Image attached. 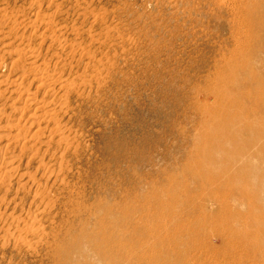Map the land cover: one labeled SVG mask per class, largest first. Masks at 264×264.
<instances>
[{
    "label": "rangeland",
    "instance_id": "obj_1",
    "mask_svg": "<svg viewBox=\"0 0 264 264\" xmlns=\"http://www.w3.org/2000/svg\"><path fill=\"white\" fill-rule=\"evenodd\" d=\"M0 264H264V0H0Z\"/></svg>",
    "mask_w": 264,
    "mask_h": 264
},
{
    "label": "bare ground",
    "instance_id": "obj_2",
    "mask_svg": "<svg viewBox=\"0 0 264 264\" xmlns=\"http://www.w3.org/2000/svg\"><path fill=\"white\" fill-rule=\"evenodd\" d=\"M41 17V16H40ZM41 21V20H40ZM36 22H37V20H36ZM19 24V23H18ZM46 24H48V23H46ZM48 26V25H47ZM52 26H54V25H52ZM49 28V27H48ZM47 30V29H46ZM56 33V32H55ZM55 36V35H54ZM47 37V36H46ZM53 37V36H52ZM21 38V37H20ZM54 42V41H53ZM71 46V45H70ZM17 51V50H16ZM22 51V50H21ZM24 51V50H23ZM33 53V52H32ZM37 53V52H36ZM13 54V53H12ZM29 54V53H28ZM26 56V55H25ZM30 57H33V55L32 56H30ZM39 57V56H38ZM18 60V59H17ZM34 61V60H33ZM34 63V62H33ZM30 64H32V63H30ZM19 68V67H18ZM37 68V67H36ZM20 70H21V68H20ZM19 70V71H20ZM36 69H33V67H32V70H31V72H30V74L32 73H36L37 71H35ZM30 71V70H29ZM35 71V72H34ZM102 71V70H101ZM25 72V71H24ZM42 74V73H41ZM35 76H36V74H35ZM22 77V76H21ZM39 77V76H38ZM20 78V77H19ZM100 78V77H99ZM98 78V79H99ZM36 79V78H35ZM34 80V79H33ZM80 80V79H79ZM38 81V80H37ZM40 81V80H39ZM81 81V80H80ZM97 81V80H96ZM8 82V81H7ZM16 82V81H15ZM77 82H79V81H77ZM4 83V82H3ZM10 84H12V82L10 83ZM76 84V83H75ZM75 84H74V82H73V84L70 86V88L72 89V90H74V88H75ZM41 85V84H40ZM42 85H44L45 86V84H42ZM41 87V86H40ZM38 88V90L40 89L39 87H37ZM49 89V88H48ZM50 93V92H49ZM2 95V94H1ZM33 97V96H32ZM32 99V98H31ZM30 98H29V101L31 100ZM35 99V98H34ZM26 100V99H25ZM65 100L67 101H69V98H68V96H67V94H65ZM34 101V100H33ZM26 102L28 103V100H26ZM35 103V102H34ZM30 104L32 105L33 103H32V101H30ZM39 106V105H38ZM37 106V107H38ZM45 106V105H44ZM62 106H64V103H63V105ZM40 108H42V107H40ZM40 108H38V109H40ZM22 110V109H21ZM54 111V110H53ZM52 113H54V112H52ZM51 113V114H52ZM53 115V114H52ZM50 116V115H49ZM45 117V116H44ZM47 117H48V115H47ZM51 118H52V121H53V116H50ZM49 118V117H48ZM56 119V118H55ZM54 119V120H55ZM49 121H51V120H49ZM57 124V123H56ZM19 125V124H18ZM17 126V125H16ZM35 126V125H34ZM36 127H37V129H38V126H37V124H36ZM11 128H13V127H11ZM56 128V127H55ZM60 128V127H59ZM23 129V128H22ZM16 130H17V128H16ZM38 130H40V129H38ZM42 130H40V132H41ZM51 131H53L52 129H51ZM20 132H22V131H20ZM39 133V131H37L36 132V134H34V135H36L37 136V134ZM23 135V134H22ZM33 135V136H34ZM54 135H55V133H54ZM15 136H17V135H15ZM2 138V137H1ZM15 138H17V137H15ZM15 138H14V140H15ZM36 138V137H35ZM38 140V139H37ZM66 141V140H65ZM17 142H18V140H17ZM64 142V141H63ZM26 147H27V145H26ZM40 149V148H39ZM40 155V154H39ZM15 158V157H14ZM9 163V162H8ZM38 171V170H37ZM54 172V171H53ZM4 175V174H3ZM39 197V196H38ZM129 202V201H128ZM42 203V202H41ZM128 204V203H127ZM129 205L130 204H128V206H127V213H124L125 214V218H126V220L127 221H129V220H131V218H130V214H131V211L133 212V210H131L130 208H129ZM137 207V206H136ZM135 207V208H136ZM132 208V207H131ZM129 209H130V211H129ZM125 211H126V209H124ZM136 210V209H135ZM124 211V212H125ZM130 212V213H129ZM123 213V212H122ZM138 214V213H137ZM122 218H124V217H122ZM134 221V220H133ZM133 224V223H132ZM134 227V226H133ZM132 227V228H133ZM137 229V225L133 228V229ZM139 228V227H138ZM136 231V230H135ZM134 230H133V232H135ZM137 232L138 231H136V234H137ZM84 235V234H83ZM86 236H84L83 238L84 239H81V237H79L82 241L80 242V240H77V241H75L74 242V248H75V253H79V255L81 254V256L83 255L84 256V253L86 252V251H88V250H92V248H93V245L95 244V243H97V242H99L100 240L98 239V238H96V235H90L88 232H87V234H85ZM104 236V237H103ZM102 237H100V238H103L102 239V244H104V243H106L107 244V246H108V240H107V238H106V236L105 235H103ZM78 241L80 242L79 244H77L78 243ZM119 241V240H118ZM121 241V240H120ZM134 241L135 240H132V244H134ZM93 242H95V243H93ZM122 242V241H121ZM99 243H101V242H99ZM123 243V242H122ZM93 244V245H92ZM105 244V245H106ZM124 244V243H123ZM127 244V243H126ZM77 245V246H76ZM88 247H87V246ZM97 245V244H96ZM94 245V248L96 249H93L94 251H96L97 252V254H98V252L100 253V252H103V251H100L99 250V248H100V246H101V244H99V245ZM136 245V244H135ZM103 246V245H102ZM106 246V247H107ZM73 248V249H74ZM88 248V249H87ZM133 248V247H132ZM135 248V247H134ZM85 254H87V252L85 253ZM105 254V253H104ZM100 257L102 256L103 257V255H101V253H100V255H99ZM101 257V258H102ZM105 258V257H104Z\"/></svg>",
    "mask_w": 264,
    "mask_h": 264
}]
</instances>
